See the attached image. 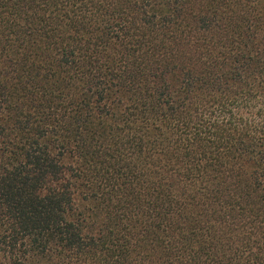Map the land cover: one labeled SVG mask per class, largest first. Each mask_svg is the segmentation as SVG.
I'll return each instance as SVG.
<instances>
[{
  "label": "trees",
  "instance_id": "16d2710c",
  "mask_svg": "<svg viewBox=\"0 0 264 264\" xmlns=\"http://www.w3.org/2000/svg\"><path fill=\"white\" fill-rule=\"evenodd\" d=\"M0 264H264V0H0Z\"/></svg>",
  "mask_w": 264,
  "mask_h": 264
}]
</instances>
